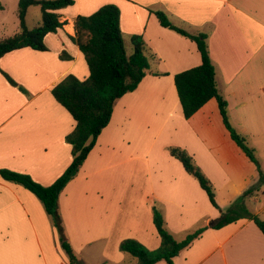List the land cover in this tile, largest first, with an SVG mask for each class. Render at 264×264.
<instances>
[{"label":"crops","instance_id":"0c3cea01","mask_svg":"<svg viewBox=\"0 0 264 264\" xmlns=\"http://www.w3.org/2000/svg\"><path fill=\"white\" fill-rule=\"evenodd\" d=\"M72 1L57 11L65 25L45 37L46 51L24 48L0 59V71L17 85L0 73V170L28 175L47 187L69 166L71 146L65 137L75 122L51 89L69 74L81 81L88 77L83 56L70 39L75 37V18L115 6L123 43L141 35L150 69L134 92L115 102L109 124L60 194L58 211L75 264H123L128 254L119 250L122 241L136 240L148 250L159 246L150 204L161 205L172 235L191 232L184 226L183 209L202 198L198 183L167 152V105L180 106L174 76L198 67L201 58L193 42L162 28L152 12L165 13L173 26L191 35L206 36L230 122L243 136L264 137V0ZM211 101L189 120L180 116L176 146L205 174L215 170L225 176L205 143L212 133L203 111ZM195 117L205 121L200 130L205 140L187 123ZM169 192L172 199L167 202ZM263 212L260 208L254 215ZM214 218L207 214L208 229L173 259L174 264H264V236L253 222L243 219L214 230ZM60 245L42 203L0 177V264H68Z\"/></svg>","mask_w":264,"mask_h":264},{"label":"trees","instance_id":"16d2710c","mask_svg":"<svg viewBox=\"0 0 264 264\" xmlns=\"http://www.w3.org/2000/svg\"><path fill=\"white\" fill-rule=\"evenodd\" d=\"M73 4L72 0H19L17 17L19 31L12 37L0 41V59L7 53L29 48L44 52L45 37L50 33L62 30L65 22L60 21L57 11ZM38 6L41 12V23L33 29L26 27L25 17L30 7ZM2 6L0 4V11ZM162 28L189 39L196 45L201 58L198 67L188 69L174 76V87L183 118L189 120L209 101L215 100L222 124L230 140L256 167L259 173L258 183H264L255 152L246 138L232 127L227 102L217 90L215 71L209 57L206 36L191 35L173 26L165 13L152 12ZM75 37L70 38L78 47L88 68V77L81 81L69 74L52 89L54 100L64 108L75 122L74 130L65 137L71 146L72 161L66 170L47 187L36 183L30 176L0 170V177L6 182L23 187L32 193L43 205L46 214L51 218L53 226L59 234L62 249L68 255L71 264L76 260L71 248L63 237V227L58 212V199L65 187L76 177L79 169L93 149L97 138L110 122L113 106L124 95L134 92L150 69L151 58L147 53V45L141 35L132 36L130 41L132 53L127 56L119 28V10L112 5L99 8L90 16H77L74 20ZM65 59V56L61 55ZM3 77L12 86L16 83L5 73ZM154 76L165 74L154 73ZM23 91L21 88H19ZM169 155L178 161L186 174L193 177L205 192L209 202L214 206L215 195L211 182L195 166L193 157L181 148H168ZM254 189L247 190L228 210L227 215L217 220L211 228L219 230L238 220L253 222L264 236V220L250 214L243 206L244 200L251 196ZM152 224L159 238V246L148 250L133 239H126L119 245L122 253L136 260L135 264H157L165 262L174 264L173 259L198 239L206 229L197 230L182 241H176L167 231L161 212L152 207Z\"/></svg>","mask_w":264,"mask_h":264},{"label":"rangeland","instance_id":"374dc122","mask_svg":"<svg viewBox=\"0 0 264 264\" xmlns=\"http://www.w3.org/2000/svg\"><path fill=\"white\" fill-rule=\"evenodd\" d=\"M17 1L18 0H0V3L4 6L3 11H0V41L12 37L19 31ZM25 22L26 27L29 29H33L41 23V12L38 6L30 7L28 9ZM124 47L127 56H130L132 53L131 43L125 40ZM211 107L212 110L208 111V108ZM203 112H206V117H208L211 121L207 127H209V131L211 130L212 133L210 134V137L207 138L205 143L211 149L212 155H214L220 162L221 171L225 176L220 175L215 170H207L208 174H205V172H203V170L198 167L193 159L195 166L198 167L211 182L215 195L214 200L217 207H214L209 202L205 192L202 189H199L202 194V198H198L197 203H187V207H184L183 209L186 211V213L183 215L184 226H187L186 229H190L189 231L191 232L178 233L179 231H174L172 236L176 241L184 240L187 235L197 230L206 228L208 229L209 223H206L205 221L207 226L204 223V220L207 218V214L217 216V219L214 218V222H216L222 217L223 214L227 215L232 204L241 198L244 193L251 188L254 189V192L251 196L244 200L243 206L250 214L253 215L256 210L260 208L264 209V183L261 185L258 183L259 173L256 167L245 157L244 154H242V152L228 137V133L222 124L216 101L212 100L209 105L205 107ZM180 116L183 118L180 106L174 107L173 104L170 106L167 105V152L168 148L177 147L176 141L180 140ZM200 118L201 117H195L191 121H187V123L191 130L196 131L199 137L202 140H205L206 138L202 136L204 134L200 133V130L205 128V121L200 120ZM231 125L236 130V132L242 135V133L234 126L232 122ZM244 137L246 138L249 147L254 150L255 157L260 166V172L264 176V137H247L245 135ZM215 146L218 148L215 149ZM225 157H228V162H225ZM167 172L168 177L170 176V171L167 170ZM171 196L172 193L169 192L167 195V202H169L168 200L172 199L170 198ZM254 198L256 201H254ZM150 205L152 207H156L158 210H162L161 205H158L156 202ZM193 216L195 219L197 218L195 221L191 219ZM259 218L264 220V212L259 216ZM192 221L194 222L192 223ZM60 249L62 251L61 245ZM87 253L88 251H86L85 256H87ZM66 256L67 257L65 258L68 264H71L68 255ZM61 261V263L64 264L63 260ZM135 262V259L129 255H126V259L124 260L123 264H134ZM90 263L94 264V261H91Z\"/></svg>","mask_w":264,"mask_h":264}]
</instances>
